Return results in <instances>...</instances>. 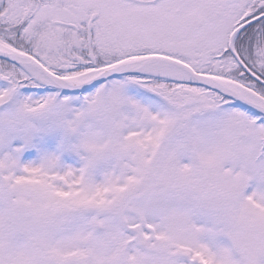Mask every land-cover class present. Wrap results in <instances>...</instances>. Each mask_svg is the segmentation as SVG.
<instances>
[{"label": "snow or ice", "instance_id": "6c2138e0", "mask_svg": "<svg viewBox=\"0 0 264 264\" xmlns=\"http://www.w3.org/2000/svg\"><path fill=\"white\" fill-rule=\"evenodd\" d=\"M0 264H264V0H0Z\"/></svg>", "mask_w": 264, "mask_h": 264}]
</instances>
